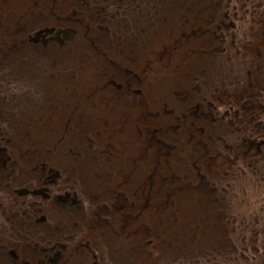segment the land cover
Returning a JSON list of instances; mask_svg holds the SVG:
<instances>
[{
  "label": "rangeland",
  "instance_id": "obj_1",
  "mask_svg": "<svg viewBox=\"0 0 264 264\" xmlns=\"http://www.w3.org/2000/svg\"><path fill=\"white\" fill-rule=\"evenodd\" d=\"M21 1L20 11L24 18L19 17L18 23H10L3 20V17L0 18V32L13 28L14 25H17L18 29L14 35L16 41H11L10 49L5 52L0 48V130L3 129V132H0V140H8L2 162L8 161L15 166L26 164L19 173L21 181L10 185L12 188L26 182L36 184L30 176L31 164L43 163L45 167L59 173L60 179L56 184L58 192L63 194L65 186L68 195L75 199L77 208L73 207L74 209L70 206L63 209L53 204L50 213L53 229L44 232L46 235L52 233L54 237L48 245L55 246L56 240L63 239L59 234H63L60 228L64 225H67L64 227L66 232L81 231L86 234L87 229L93 226L87 224L88 221H96V218L92 220L94 212L108 210L107 201L97 194L98 191L111 185L112 190L118 191L119 186V191L124 192L126 199L122 202L127 204V207L130 206L127 212L129 210L132 219L137 218L138 221L134 225L129 221L127 228L121 229L122 234L119 237H110L109 244L105 246L103 240L86 234L84 245L87 244L90 249H87L86 260L93 262L98 259L97 264H253L252 260L245 258L252 253L245 252V257L240 254L243 245L237 238L241 228L238 223L233 222L231 227L225 223L224 210L228 200L230 204H235L233 210L239 212L237 199L243 195L245 201L253 204L250 210L246 211V215L264 211V182L255 185L258 190L254 182H251L257 171L264 168V159L253 155H247L244 159L241 156L238 162L235 161L241 167L237 175L236 166L230 167L228 162L223 169L219 167L222 174L218 177L216 166L219 163L213 167L211 163L213 158L220 155L226 158L230 155V160L234 159L232 156L234 145L238 142V125L232 124V130L227 124V119L223 117L226 107L216 103L212 116L206 102L210 100L209 97L225 92V83L222 81L227 80L229 69L235 66L241 75L254 67L261 71L253 74L252 84L242 86V83L238 82L235 89L240 91L247 87V98L250 97L249 93L257 96L261 92V102L264 103V0H231L234 4L225 2L226 7L230 9L229 15L233 14L229 22H232V33L236 37V43L230 51L224 48L213 49L214 43L203 45L200 40L190 41L195 42V46L190 49L178 45L179 41L174 43L179 32L184 31V38L186 33L198 26V21L190 17L194 12L191 9L181 11L188 12L185 14L189 17L188 20L180 19L182 0H159L156 5L145 0L152 8L144 2L134 6L133 2L130 6L122 4L121 7L114 4L116 10L112 12L106 7L100 9V5L114 0H63L62 5L56 0H38V11H34L37 0H0V13L5 15V2L8 3L5 6L13 7V2L15 5ZM191 5L197 16L206 13L202 3L198 4L192 0ZM260 5L262 7L258 8ZM64 7L81 10L78 16L72 15L80 35H75L76 29L73 28L75 33L68 34V37L63 39L62 46L49 43L42 47L41 44L35 45L40 43L39 41L28 40V36L35 30L41 27L49 29L48 27L59 24L65 16L62 11ZM99 9L110 17L106 18L107 15L103 13L99 15ZM120 10L125 11V15L119 14ZM9 11L13 12V9L10 8ZM223 12L222 10L220 14ZM53 16L59 21L55 22ZM73 35L77 37L73 38ZM93 39L101 47V56L95 52L93 57H90L93 67L88 68L86 58L78 56V53L89 47V42L90 46H93ZM4 40L6 39L0 33V42ZM255 45L257 51L253 48ZM124 53L131 58L130 62L126 61ZM79 71L82 73L78 74ZM58 76L60 81H56ZM66 77L72 79L68 83H73V86L70 85L64 90L57 89ZM7 80L11 81L9 85L5 83ZM218 83L220 87L214 88ZM133 93L137 96L135 99ZM241 98L242 96L236 99L237 103L241 104ZM202 99L206 102L201 101ZM130 104L138 107L137 116L149 118L151 124L156 122L150 128L151 131L157 127L154 128L151 141H147L149 147L153 148L159 139L164 141L159 148L163 149L165 158L161 160L165 161V164L162 169H155L160 172V181L166 180V175L170 176L172 173L175 178L173 183L180 187L178 190L174 188L167 198L168 201L164 194L162 195V189L159 196H149L147 212L153 218L151 227L149 219H144L146 214L134 213L135 209L131 210V206L133 208V205L140 204V198L138 194L131 193L132 187H128L136 184L140 178L143 181L144 176H153L151 173L156 172L153 166L158 159L156 158L153 164L146 161L147 167L144 168V156L141 153L138 160L133 159L129 167L125 171L122 170L129 182L126 180L119 185L121 178H124L119 163H124L122 161L125 151L118 146V142L107 140V135L103 134L105 128L115 127L116 141L118 133L122 130L118 119H123L122 117L128 120L130 129L138 132L143 128L142 120L132 114ZM253 107L249 109L253 110ZM194 111L195 115L201 118L192 121L189 117ZM175 115L181 118V123L176 120L178 117ZM50 126L57 128L60 134H53L55 143L50 146L49 151L32 148L25 149L28 151L22 153L20 143L24 136L30 135L44 142L49 138L48 133H51L46 132ZM158 128L165 131L164 135H158ZM188 133L191 134V140L195 141L196 133L202 134L204 141L210 137V145H206L203 138L200 140L209 152H198L199 146L195 149L193 144L189 147L185 143L190 135ZM183 135L186 136L183 138ZM144 137H147L146 133ZM113 142L114 144H110ZM178 149L180 152L176 154ZM202 154L208 158V167H202L206 176L202 177L201 171L202 178L199 180L203 181L198 183L191 177L192 172H188V167L196 166L197 161L203 165L202 157L200 158ZM244 163H251V173L245 170ZM228 166L233 174L230 178L225 177ZM176 167L183 168V171H175ZM127 171L130 174L127 175ZM115 173L116 179L119 180L112 183L111 175ZM210 174L213 178L217 176V185L213 186L207 179ZM227 180L234 192L232 195H235L234 203L225 196ZM166 186L169 188V183H166ZM238 188H243L244 191H240V194L235 192ZM142 191H145V186ZM232 195L230 194V197ZM143 197H146L144 193ZM255 197L260 199H254ZM130 199H133V202ZM161 201L165 208L157 209L155 216L156 209L152 205ZM95 203L101 209H98ZM168 203L172 204V207ZM166 207H171L170 211H167ZM165 213H169L168 217L160 218V215ZM142 215L144 217L140 218ZM156 217L159 221L157 225ZM86 218L88 221L85 223ZM140 219L144 220L142 225ZM113 226L115 227V222ZM108 228L109 226L107 230ZM116 229L119 228L116 226ZM8 241L11 240L0 233V244ZM84 252L87 253L86 248L82 247L80 254L86 255Z\"/></svg>",
  "mask_w": 264,
  "mask_h": 264
},
{
  "label": "flooded vegetation",
  "instance_id": "obj_2",
  "mask_svg": "<svg viewBox=\"0 0 264 264\" xmlns=\"http://www.w3.org/2000/svg\"><path fill=\"white\" fill-rule=\"evenodd\" d=\"M64 15L65 16L61 18L59 24L50 26L48 27L49 29H47V27H41L35 30L34 33L28 36V40L32 39L30 41H34L33 39L35 38V41H39L40 43H33H36L35 45L41 44L42 47L47 46L49 43H55L57 45L59 43L62 44L63 39H66L68 35L60 31L69 26V19L66 17V14ZM16 26L17 25L14 27L16 29H13V35L18 31ZM242 91V94L247 95L248 90L243 88ZM260 94L261 92H259L257 97L254 93H249L250 97L242 98V108L247 109V112L252 111V114L246 116L248 121L243 119L244 125H242L241 131L239 130L241 141L240 151L244 152L243 156H245L246 153H250L253 156L264 159V103L261 102ZM251 107H253V110L249 109ZM210 109H214L212 103H210ZM211 115L213 116V114ZM243 128L245 130H243ZM10 163L5 161L0 163V176L5 173L4 170L6 167H9L11 164L15 166L14 163ZM244 165L241 166H244L245 170L251 173L252 170L249 169H252L251 163H245ZM31 166L32 175L30 174V176L34 179L36 184H33V182H26L16 188H12V186L9 185L10 189L13 191L11 194L8 192H1L2 190L4 192L5 186L0 182V202L2 203V211L0 212V233L11 240L4 243L5 245L0 244V264H78L81 260L73 256L75 255L74 252L78 254L77 251L84 247L87 251V253H84L88 254L87 249H89V247L86 246L87 244L84 245L82 241V239L87 237L84 232L81 233L80 231L81 235L79 237L77 236L78 231L70 233L69 231L66 232V229L61 230L63 234L59 235H62L60 237H63V239L59 241L56 240L55 246L53 244L48 245L50 241L54 240L52 239L54 238L52 233L48 235L44 233L53 229L51 226L53 220L50 215L53 204L63 209L68 206L77 208L76 201L68 195V190L65 186L63 194L58 192L59 189L56 184L60 179V175L58 176L59 173L53 171L54 169L45 167L43 163H33ZM239 170H241L240 165L237 167L235 175L239 173ZM225 176L226 178L228 176L229 178L233 176L229 168H227ZM254 176V180L251 181L254 182V186L256 184L260 185V182H264V168L259 169ZM33 185H36V187H33ZM229 186V180H227L225 196L234 203L235 195H232L234 192H232ZM255 187L258 190V187ZM41 189L45 190L44 193L39 192ZM240 191L243 192L244 189L238 188L235 192L240 194ZM230 194L232 197H230ZM254 199L260 198L255 197ZM237 200V205L240 208L239 212L233 210L235 204H230V201H226L224 210L225 223L229 224V227H231L233 222L236 224L238 223L241 228L239 231L240 236L237 238L243 245L240 254L245 257V252H250L253 256L246 255L245 258L252 260L254 262L253 264H264V243L262 242L264 241V211H259L258 214L246 215V211H249L253 204L245 201L243 195ZM116 204L117 203L112 207L115 213L114 221H110V223L107 222V226H109L108 230L107 227L101 230V226H96V228L103 233H108L109 231L114 235L113 237H119V235L122 234L123 228L126 229L128 225V222H121L123 217L127 215L125 211L127 207L124 206L123 208V206H116ZM94 205L98 206V209H101L96 203ZM98 211H95L94 214H98ZM260 214L263 215L260 216ZM105 219L109 221L108 218ZM114 222L115 227L113 226ZM116 226L119 228L118 230ZM96 228L91 226L87 229V232L92 234ZM60 229H64V227ZM127 234L128 233H126L125 236H127ZM88 236L93 238V235ZM19 239L22 241H19ZM70 252L73 253L71 257L69 255ZM87 261H89V259H87ZM97 261L98 259H95L93 262L89 261V264H97Z\"/></svg>",
  "mask_w": 264,
  "mask_h": 264
},
{
  "label": "bare ground",
  "instance_id": "obj_3",
  "mask_svg": "<svg viewBox=\"0 0 264 264\" xmlns=\"http://www.w3.org/2000/svg\"><path fill=\"white\" fill-rule=\"evenodd\" d=\"M56 2H60V4L62 5L63 4V0H56ZM38 0L36 1V9L34 10V11H38L37 10V8H39V5H38ZM6 4H8V3H6L5 2V5ZM13 4V7H11V6H5L4 4V7H5V10H3V12H5V15H4V13H0V18L1 17H3L2 19L3 20H6V21H8V22H10V23H14V22H16V23H18L19 22V17L20 18H24V15L23 14H21V11H20V8H21V6H22V1L19 3H17V4H15L14 5V2L12 3ZM55 4H57V3H55ZM54 4V5H55ZM107 4H109V2H107V3H105V4H101V6L102 7H104V6H106ZM10 8H12L13 9V12H10L9 10H10ZM62 11H63V13L64 14H66V17L68 18V19H70V18H73L72 17V15H78L79 13H80V9H74L73 7H64V9H62ZM19 13V14H18ZM53 18H54V20H55V22H57V21H59V19L57 18L56 19V17L55 16H53ZM2 19H1V23H2ZM3 24V23H2ZM15 27V25L13 26V28L10 30V31H8V30H5V29H3V30H1V32L0 33H2V37H7L8 36V34H9V32H12V31H14L16 28H14ZM14 29V30H13ZM66 29H73V27H67V28H64V29H62L61 31H64V30H66ZM74 30V29H73ZM7 34V35H6ZM91 42H93L94 43V45L93 46H90V42L88 43V45H89V47H87V48H85L84 50H82L80 53H78V56H81V57H83V58H86L85 60H86V62H87V65L89 66L88 68H92L93 67V63L91 62V58L93 57V54L96 52V53H98L100 56H101V54L99 53V50L101 49V47H100V45H98L97 44V41L95 40V39H93V40H91ZM0 43H2V42H0ZM1 45V44H0ZM57 45V44H56ZM59 46H62L60 43L58 44ZM3 46H1V48H2ZM4 50H5V48H4ZM124 56H125V58H126V61L128 62H130V59H129V57L124 53ZM91 57V58H90ZM98 71H99V69H98ZM101 71V70H100ZM82 72H78V74H81ZM72 79H74V76L72 75ZM71 79V80H72ZM70 80V78L69 77H66V78H63V81H62V83H61V86H64L63 87V89H66V88H68V87H70V85H72L73 86V83L72 84H70L69 85V81H71ZM68 85V86H67ZM73 89H76V88H73ZM212 102H213V100H212ZM215 103L216 102H214V107L213 108H216V105H215ZM138 109V108H137ZM137 111H139V110H137ZM140 120H142V126H143V131L141 130L140 132H136V131H134L133 129H130L129 127V122H128V120L127 119H124V117H122L123 119H118V123H119V125L121 126V128H122V130H121V132H119L118 133V139H121L120 141H118V139L115 141L114 140V137H115V133H114V128L115 127H113V128H105V131H104V136H106L105 138L107 139V140H109V141H114L115 143H117L118 144V146L120 147V148H123L124 149V154H125V157L123 158V161L122 162H124L123 164H121V163H119L120 164V168H121V171L120 172H123L122 170H124L125 171V169H127L128 167H129V165L131 164V162H132V160L134 159V160H138V157H139V155L141 154V153H143V156H144V159H143V161H142V163H143V167L144 168H146L147 166L145 165V163H146V161H149L148 163H151V164H153L154 163V161H155V159L157 158L158 159V162H155L154 164H155V166H153V168H156V169H159V168H161L162 169V165L163 164H165V161H163V160H161V159H164L165 158V156H164V154H163V149L161 150V148H159L160 147V145H162V143L164 142L162 139H159V140H157V142H158V144H156V145H154V147L153 148H151V147H149V143H147V141H148V139L151 141V139H152V137H149V133H148V131H149V129L156 123H150L149 121V118H142L141 117V115H139V116H137ZM178 117V116H177ZM180 123H181V118H179L178 117V119H177ZM154 128H157V127H154ZM154 128L152 129V135L154 134V132L153 131H155L154 130ZM160 129V128H159ZM172 130H174V129H172ZM49 131H51V133L49 134L48 132ZM122 131H123V133H122ZM46 132L48 133V137L49 138H47V139H45L44 140V142L42 141V139H40L39 141L37 140V139H35V137H33V136H24L23 137V141L20 143L21 144V149L20 150H25V149H32V148H34V149H39V150H45V151H49V149H50V146H52L53 145V143H55L54 141H55V136L53 135L54 133H59L60 134V132H59V130L57 129V128H55V127H49V128H47V130H46ZM145 132H146V136L147 137H145V138H143L144 136H145ZM157 132V131H156ZM164 133H165V131L164 130H162V128L160 129V131H158V135H160L161 136V134L162 135H164ZM193 134L194 133H192V136H193ZM197 135H196V139H197V141H195V140H191V138H190V136H191V134L188 136V140H187V142H188V144H193L194 146H195V149L197 148V146H199V148L198 149H200V150H198V152H203V153H205L206 152V150H205V147L203 146V144L202 143H200V140H202V136L200 135V134H198V133H196ZM239 136V144H240V132L238 133V135H237V137ZM210 137H208L206 140H207V143L210 145V144H212V141H210V139H209ZM203 141H204V138H203ZM49 142V143H48ZM114 142L113 143H110V144H114ZM180 143V142H179ZM193 145H191V146H193ZM30 146H32V147H30ZM47 147V148H46ZM189 147H190V145H189ZM222 147H223V145H222ZM46 148V149H45ZM146 148H147V151H145L146 150ZM237 148V145H234V150ZM122 150V149H121ZM240 150V149H239ZM180 151H179V149L177 150V153L176 154H178ZM209 152V151H208ZM240 153H241V156H243L244 155V152L243 151H240ZM22 154V153H21ZM208 154H211V153H208ZM203 155V154H202ZM201 155V156H202ZM247 155H252V154H250V153H246V155L245 156H243V158L244 159H246V156ZM200 156V157H201ZM215 156H217V155H214V157ZM147 157V158H146ZM234 159H232V160H230L231 159V157H230V155H228L227 156V158H226V160L230 163V167L231 166H236V168L238 167L237 166V164L235 163V161H237L238 160V158H236L235 156H234V154H233V156H232ZM254 157V156H253ZM252 157V158H253ZM176 158V157H175ZM215 161V163L213 164V162ZM217 161H218V158L217 157H215V158H213V161H212V163H211V167H213L214 165H217L218 163H217ZM230 161H232V162H230ZM179 162V161H178ZM245 164V163H244ZM247 164V163H246ZM101 165H103V166H107V164H101ZM160 166V167H159ZM208 167V165L207 164H204V162H203V165H201L199 168H202V167ZM209 167H210V164H209ZM176 169V170H175ZM174 170L175 171H177V172H182L183 171V168H174ZM237 170V169H236ZM15 171V170H14ZM13 171H11V172H9L8 174H10V173H12ZM250 172V171H249ZM128 171H127V175H128ZM154 173H156V172H154ZM154 173H152V178H151V188H150V191H149V188H147V183H146V176H144V178H143V181H141V178H140V180L136 183V184H132V185H130L129 187H128V189H130L131 187H132V194H138L137 196L140 198L139 200H140V204L138 205V206H136V205H133V206H135V207H133L132 208V206H131V210H134L135 209V211H133L134 213L135 212H142L143 213V215L144 214H146V216L144 217L143 215L142 216H139L140 218L142 217H144V219H149V221H148V223H149V227H151L152 225H153V218H152V215L150 214H148V212H147V207L149 206V202H148V200H149V195L151 196V195H153V194H155V196H159V194L161 193V191H160V189H162V195L164 194V197H165V199H166V201H168V199L167 198H169V195L170 194H172V192H173V190H174V188L176 187L177 188V190H178V187H179V185L178 186H175V184L173 183L174 182V180H175V178H174V175H172V173L170 174V176L169 175H166L167 176V179L166 180H163L162 181V179H161V181H160V176H158V174H160V172H157L156 173V176H154ZM123 174H124V172H123ZM130 174V173H129ZM219 174H222V170L219 168V166L217 165L216 166V175L218 176ZM116 176H117V174L115 173V175H111V179H110V182H114V181H118L119 179H116ZM164 176V175H163ZM210 176H211V174H210ZM208 177L207 179L210 181V183L213 185V186H215V185H217V179H215L217 176H215L214 178L211 176V177ZM226 177V176H225ZM126 178V175L124 174V178H121V180L119 181V185H120V183H124V181H126V180H128V182H129V179H128V177H127V179H125ZM165 178V177H164ZM5 181H7V180H5ZM227 181H225V183H226ZM166 183L168 184L169 183V188H167V186H166ZM9 185H10V183H9V181L6 183V182H4V186H5V188H4V192L3 193H13V191L10 189V187H9ZM143 186H145V191L143 192L142 191V187ZM180 188V187H179ZM44 189H41V190H39V192L40 193H44ZM143 193L146 195V197L144 198L143 197ZM225 193H226V191H225ZM99 196H102L107 202H106V206L108 207V210H104V209H102L101 211L99 210L98 211V214H94L95 216L92 218V220H94V218H96V221H95V223L94 222H91L90 220L88 221V219L86 218L85 220H84V222L86 223V221H88V223L87 224H89V225H93L94 227L93 228H96V226L98 227V226H101V230H103L105 227H107V222L108 223H110V221H114V211H113V209L111 208V207H113L114 206V204L115 203H117L116 204V206H118V205H120V206H123V208H124V206H126L127 207V204H125V203H123L122 201L123 200H125L126 199V197H125V195H124V192L123 191H119V186H118V191L117 190H112L111 189V185H108V186H105L103 189H100L99 191H98V193H97ZM134 197H135V195H133ZM1 199H4V198H1ZM164 199V200H165ZM130 200H132V202H133V199H130ZM163 200V201H164ZM150 201V200H149ZM163 201H161V202H159V203H153V205H152V207H155V209L156 210H154L155 211V216H156V212H157V209H163L164 210V206L165 205H163L162 204V202ZM148 203V204H147ZM72 204H73V201H72ZM168 205L169 206H171L172 207V204L170 205L169 203H168ZM1 206H2V203L0 202V212L2 211L1 210ZM105 207V206H104ZM128 207H130V206H128ZM127 207V208H128ZM171 207H166V209H167V211H170V208ZM74 209V208H73ZM112 209V210H111ZM129 209V208H128ZM165 209V210H166ZM104 211V212H103ZM126 212H127V209L125 210ZM151 211H153L152 209H151ZM166 211V212H167ZM145 212V213H144ZM168 214L169 213H165L164 215H160V218H167L168 217ZM81 218V217H80ZM105 218H108L109 219V221L108 220H106ZM169 219V218H168ZM140 220H142V219H140ZM155 220H156V225L158 224V218L156 217L155 218ZM116 221H119V220H116ZM122 221H124L125 223H127V222H132V225H134L138 220H137V218H134V219H132V217H131V212H129V210H128V212H127V215L125 216V217H123V219L121 220V222ZM143 221L144 220H142L141 222V225L143 224ZM98 224H100V225H98ZM154 225H155V223H154ZM67 225H64V226H62V227H66ZM144 227V226H143ZM155 228H157L158 229V227H155ZM61 230H65V229H61ZM160 230V229H159ZM162 232H163V230H162ZM132 233H133V231H132ZM87 235H93L95 238L97 237L98 238V240H100V241H104V246L107 244H109V239H110V237H113V235L108 231V236H106L103 232H101V231H99L97 228L92 232V234H90V233H86ZM80 231L78 232V234H77V236H79L80 237ZM105 237V238H104ZM102 238H104V239H102ZM105 239H108L107 241H105ZM82 241L83 242H85V240L84 239H82ZM78 252V254L76 253V252H74V254L75 255H73L74 257H77V259H80L81 261L78 263V264H89V261H87L86 260V258H87V254L86 255H84V256H86V257H84L83 255H81L80 254V250H78L77 251ZM72 252H70V257L72 256ZM145 255V254H144ZM147 255V254H146ZM70 259V258H69Z\"/></svg>",
  "mask_w": 264,
  "mask_h": 264
},
{
  "label": "trees",
  "instance_id": "obj_4",
  "mask_svg": "<svg viewBox=\"0 0 264 264\" xmlns=\"http://www.w3.org/2000/svg\"><path fill=\"white\" fill-rule=\"evenodd\" d=\"M146 1L147 2H151V4H153V5L157 4L156 1L159 2V0H146ZM193 1L195 3H198V4L202 3L206 13H204L203 16H197L196 13H195L194 7L191 5L192 0H189V1L182 0V3H180V5H181L180 19L184 18L185 20H188L189 17L187 15H185L188 12L186 11L184 13H181V11L182 10H190L191 9L194 12H193V15H191L190 17L193 18L194 20L198 21L197 22L198 26H195V29H193V30L189 31L188 33H186V36L184 38L182 37V34H183L184 31L179 32L178 33V38L176 39V41H174V43H177L179 41L178 45L184 46V48L187 47V48L190 49L191 47L195 46L194 45L195 42L190 43V41H194V40L198 41V40H200V41L203 42V45H205V43H208V42L214 43L213 49H216V50H218L219 48L228 49L229 51H230V49H233L234 43H236V37L232 33V29H231L232 22L231 21H230L231 23L229 22V20L233 17V14L229 15L230 9L226 7V3L225 2L233 3V4H234V2H231V0H193ZM233 1L240 2V0H233ZM258 1H260V0H258ZM132 2H133V6L136 3L144 2L145 5H148V7L152 8L150 6V4L145 3V0H114L113 2L107 4L104 7H106L107 10H111V12H112V10H114V9L116 10V7L114 6V4H116L118 7H121L122 4H125V6L126 5L130 6L132 4ZM177 2H179V1L177 0ZM243 4H245V3L243 2ZM243 4H242V7L244 6ZM104 7H102L100 5V9L104 8ZM261 7H262V5H260L258 8H261ZM85 8L86 7H84V9ZM100 9L98 11L99 15L101 13H103V14L107 15L106 18L110 17V15H108V13L102 12ZM222 10L224 12L222 14H220L222 12ZM250 12H252V10H250ZM118 13L119 14L122 13V14L125 15V11L121 12V10H120ZM145 17H147V16H145ZM100 19H102V18H100ZM102 20H105V19H102ZM225 22H227V23L225 24ZM68 25H74V20L69 19L68 20ZM73 28H75V25H74ZM11 29H8V31H10ZM77 30H79V29H76L75 35H77V34L80 35L81 32L79 34V31H77ZM226 31L230 32V34L227 33ZM12 32H10L7 37H4L6 39V40H4V42L0 43L1 44L0 48H1V46H3L1 50H4V48H5V52H7V49H10L11 41H16L15 38H14L15 36L13 35ZM75 35H73V38L77 37ZM256 37H257V35H256ZM228 38H229V40H228ZM17 40L20 41L21 39H17ZM237 40H239V37H237ZM259 40H261V39H259ZM247 41H249V40H247ZM190 44H193V45H190ZM237 44H238V42H237ZM253 48H254L255 51H257V49H258L256 45L253 46ZM248 50H250V49H248ZM237 69H238V67L232 66V68H230L229 71H228V76H226L227 80L222 81V82L225 83V86L223 87V89H225V92H223L221 94H217L214 97L213 96L209 97L210 100L207 101V102L204 101V99H202L201 101L206 102V104L208 105L209 111L211 110L210 109V103H212L214 105V102H216L217 105L226 107V110L223 112V117L225 119H227V124H228V126H230V128L232 130H234L233 127H232V124H237L238 125V130H236V131H238V133H239V130L241 131V129H242V125H244L243 124V119H246L248 121L246 116L247 115H251L252 111H250V113H247V109H243L242 105L240 103H237V101H236L237 98H239L240 96H242V98H247V95L242 94L243 91H241V90H243V89H240V91L238 89H235L237 87L236 84L238 82L242 83V86L252 84L254 82V79H253V81L251 80V78L254 76L253 74H257L258 72H261V71L257 70V67H254V68H250V69L246 70V72H242V75H241L240 71H238ZM231 75H232V77H230ZM228 79H230V82H228ZM57 80L58 81L61 80L60 76H58L56 78V81ZM9 82H11V81L7 80L5 83L9 85L10 84ZM63 87L64 86L60 85L57 89H59V88L63 89ZM216 87H220V84L218 83L214 88H216ZM233 89L237 90V92L235 90H233ZM246 89H247V87H246ZM132 95L134 97L133 99H135V97H137V96H134V93ZM219 96H221V97H219ZM212 100H213V102H212ZM130 105H131V107L133 109V113L132 114L133 115L136 114L135 117H137V114L139 112V111H137V110H139V109H137L138 107H135L134 104H130ZM213 110L214 109L211 110L210 114H213V112H214ZM195 112L196 111H194V113L190 114L189 119L192 120V121L193 120H198V119L201 118V117H197L195 115ZM122 114L124 115V111L122 112ZM175 116H177V115H175ZM143 129L144 128H142L141 130L143 131ZM141 130H139L138 132H140ZM158 130H160V129L158 128ZM243 130H245V129L243 128ZM1 131L3 132L2 128H1L0 132ZM151 131H150V129L148 131L149 137H152V132ZM188 134H190V133H188ZM200 135L202 136V134H200ZM185 136L186 135H183V138ZM237 138H238V142L236 144L237 148L233 151V153H234V156L236 158H238V160H239V158L241 157V153H240V150H239L241 148V145L239 144V136ZM204 142H206V145H208L207 140L204 141ZM7 143H8L7 139L5 141H1L0 140V163L2 162V160H4L2 157L5 154V150H6V146L5 145H8ZM185 143H187L188 146L191 145V144H188V142H185ZM221 149H222V147H221ZM221 149H220V151H222ZM205 150H206V152H208V149L206 147H205ZM27 151L28 150H24L22 153H25ZM110 155H112L111 152H110ZM201 157L204 160V164L208 165V162H207L208 158L204 154ZM221 157H222L221 155L219 157H217L218 158L217 162L219 163L218 166L221 167V169H223L224 165L226 166L228 161L226 160V157H222V159H223V162H222ZM202 158H201V161L203 163ZM238 160H237V162H238ZM5 162L10 163L8 161H5ZM230 162H232V161H230ZM209 163H210V160H209ZM25 165L26 164H24V163H22V164H20L18 166H13L11 164L9 167H6L5 170H4L5 173L0 176V182H2L4 184V182L7 183L9 181L10 185H12V186L14 184H17L18 181H21V179L19 178V173L22 171V169L24 168ZM201 165L202 164H198V161H197L196 162V166L189 165V167H188V172H192V176L191 177H193V179H196L198 183H201L203 181V179H202V181H200L199 178L201 179L202 177L206 176L204 171L202 170L203 168H199ZM228 168H229V166H228ZM155 169L156 168H154V170ZM11 171H13V172L8 174ZM155 171L157 172V170H155ZM201 171L203 172V175L200 173ZM201 175H202V177H201ZM220 176H221V174L218 175V177H220ZM15 178H17V179L15 180ZM151 178H152V176H147V178H146V183H147V186L149 188V191H150V188H151ZM207 178H208V176H207ZM5 180H7V181H5ZM217 182H218V180H217ZM1 192L3 193V190Z\"/></svg>",
  "mask_w": 264,
  "mask_h": 264
},
{
  "label": "water",
  "instance_id": "obj_5",
  "mask_svg": "<svg viewBox=\"0 0 264 264\" xmlns=\"http://www.w3.org/2000/svg\"><path fill=\"white\" fill-rule=\"evenodd\" d=\"M60 32L64 33L65 35H68L70 33H75V30H73V29H71V30L70 29H66V30L60 31ZM30 40H32V39H30ZM33 40H35V38Z\"/></svg>",
  "mask_w": 264,
  "mask_h": 264
}]
</instances>
